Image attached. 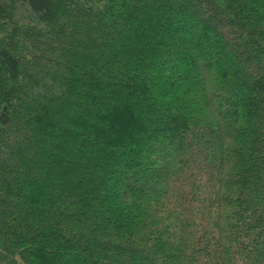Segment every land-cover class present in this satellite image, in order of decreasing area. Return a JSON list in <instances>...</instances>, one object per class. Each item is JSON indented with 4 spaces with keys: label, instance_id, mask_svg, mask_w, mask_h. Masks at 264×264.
<instances>
[{
    "label": "trees",
    "instance_id": "1",
    "mask_svg": "<svg viewBox=\"0 0 264 264\" xmlns=\"http://www.w3.org/2000/svg\"><path fill=\"white\" fill-rule=\"evenodd\" d=\"M0 264H264V0H0Z\"/></svg>",
    "mask_w": 264,
    "mask_h": 264
}]
</instances>
